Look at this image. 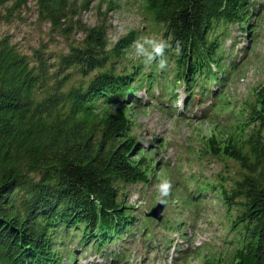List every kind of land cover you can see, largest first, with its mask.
Instances as JSON below:
<instances>
[{
    "label": "trees",
    "instance_id": "16d2710c",
    "mask_svg": "<svg viewBox=\"0 0 264 264\" xmlns=\"http://www.w3.org/2000/svg\"><path fill=\"white\" fill-rule=\"evenodd\" d=\"M27 1L66 51L43 43L29 54L10 36L0 39V264H73L78 251L121 263L110 248L136 230L129 189L153 182L128 109L149 103L156 88L170 100L182 86L187 110L197 98L212 100L209 109L228 104L237 62L235 45L227 51L225 43L234 26L254 32L255 0H143L149 24L170 44L174 67L164 71L129 57L140 32L113 43L106 24L82 21L78 0H17L0 23ZM229 120L225 139L213 135L205 152L237 168L196 184L195 201L211 194L221 202L231 221L230 253L205 264H264V87Z\"/></svg>",
    "mask_w": 264,
    "mask_h": 264
},
{
    "label": "rangeland",
    "instance_id": "374dc122",
    "mask_svg": "<svg viewBox=\"0 0 264 264\" xmlns=\"http://www.w3.org/2000/svg\"><path fill=\"white\" fill-rule=\"evenodd\" d=\"M15 1L0 5V13L6 14L7 7ZM143 3V0H78V7L86 25L103 23L108 26V35L113 43L133 30L140 32V36L162 37L161 33L157 34L156 27L149 24ZM23 5L11 22L0 23V39L10 36L17 47L29 54L43 43L51 51H66V42L53 37L50 25L39 21L36 4L27 1ZM255 5L257 13L253 15L250 27L254 32L247 36L239 26H234L232 36L225 43L227 51L235 45L233 59L237 62L236 71L230 73L226 86L230 99L228 104L219 109H209L212 100L197 98L187 110L186 102L190 98L182 86L175 89L177 100L174 97L167 100L166 94L160 96L162 92L156 88L155 98L149 103L131 111L128 109L129 115L133 112L138 151H144L151 162L153 182L149 186L129 189L128 203L135 208L136 230L126 237V241L110 248L122 256V262L115 264H205L208 259L230 253V245L226 241L230 236L231 221L226 219L221 202L211 194L195 201V193L197 186L218 180L222 173L225 175L228 167L235 170L232 160L214 158L205 149L213 135L225 139L232 125L229 118L239 115L241 107L264 87V0H255ZM80 37L81 34L76 33L72 39ZM129 55L132 56L131 53ZM123 65L128 67L131 63L127 61ZM172 67L171 62L168 70ZM138 97L146 101L147 93L139 92ZM233 105H236L234 109ZM206 115L209 117L205 118ZM162 143L164 146H160ZM138 151L133 153L134 160L141 158ZM162 179L172 182L171 194L163 204L154 192V185ZM160 206L164 208L161 222L148 217ZM180 224L182 228L176 230ZM185 235L187 241L184 240ZM177 242L180 247L175 250ZM81 252H77L73 264H114L109 254L104 257L95 252H85L80 258Z\"/></svg>",
    "mask_w": 264,
    "mask_h": 264
},
{
    "label": "clouds",
    "instance_id": "9594fccd",
    "mask_svg": "<svg viewBox=\"0 0 264 264\" xmlns=\"http://www.w3.org/2000/svg\"><path fill=\"white\" fill-rule=\"evenodd\" d=\"M170 44L167 40L156 35H144L138 37L131 45V55L141 60L146 68L155 65L158 71H164L169 67V59L166 55ZM175 54L179 56L181 49L179 46L175 49ZM172 191V182L170 179H162L154 185V192L157 200L163 204L170 196Z\"/></svg>",
    "mask_w": 264,
    "mask_h": 264
},
{
    "label": "water",
    "instance_id": "95a60500",
    "mask_svg": "<svg viewBox=\"0 0 264 264\" xmlns=\"http://www.w3.org/2000/svg\"><path fill=\"white\" fill-rule=\"evenodd\" d=\"M163 210H164L163 206L157 207L150 214H148V217L155 218L159 222H161L163 220V215H162Z\"/></svg>",
    "mask_w": 264,
    "mask_h": 264
}]
</instances>
